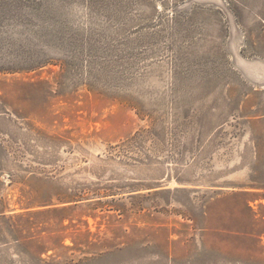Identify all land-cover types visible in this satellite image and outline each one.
Wrapping results in <instances>:
<instances>
[{"label": "rangeland", "instance_id": "374dc122", "mask_svg": "<svg viewBox=\"0 0 264 264\" xmlns=\"http://www.w3.org/2000/svg\"><path fill=\"white\" fill-rule=\"evenodd\" d=\"M0 264H264V0H0Z\"/></svg>", "mask_w": 264, "mask_h": 264}]
</instances>
